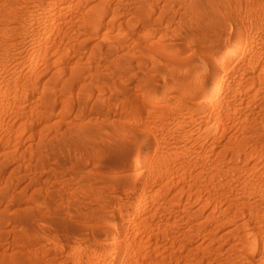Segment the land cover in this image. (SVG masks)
Masks as SVG:
<instances>
[{
  "label": "rangeland",
  "instance_id": "obj_1",
  "mask_svg": "<svg viewBox=\"0 0 264 264\" xmlns=\"http://www.w3.org/2000/svg\"><path fill=\"white\" fill-rule=\"evenodd\" d=\"M167 2L151 27L171 55L89 41L63 65L88 84L67 100L54 46L20 80L55 95L0 93L16 91L0 105V264H252L253 246L264 264V0ZM233 37L242 75L197 86ZM3 43L10 76L28 49Z\"/></svg>",
  "mask_w": 264,
  "mask_h": 264
},
{
  "label": "bare ground",
  "instance_id": "obj_2",
  "mask_svg": "<svg viewBox=\"0 0 264 264\" xmlns=\"http://www.w3.org/2000/svg\"><path fill=\"white\" fill-rule=\"evenodd\" d=\"M160 2L161 0H0V41L4 42L2 46L8 53L17 42L24 45L26 43L28 49V52L24 49L14 59L12 75H0V93L11 79L16 90L24 91V95L32 94L38 86L43 85L44 88L50 83L46 81L42 84L29 85L21 81L20 76L30 68L26 58H37L39 54L44 53L43 59L46 60L49 49H53L54 46L61 51L53 62L59 64L60 69L54 73L51 84L61 85L59 92L67 93L64 98L67 100L73 95L71 92L73 83L78 84L77 89L81 91L87 90L88 84L84 76L76 83L80 72L78 66L69 71L68 78L64 77L67 68L63 65L70 55H76L77 50L85 47L89 41L93 43L94 49H99L102 44L108 45L113 54H117L118 50L128 53L132 49H143L146 58L157 57V53L171 55L169 47L152 35V24L158 23L161 13L168 4L167 0L162 4ZM122 3L128 5L126 11L119 10ZM157 11L159 15H155ZM207 11L215 14L217 8L211 3ZM135 27H139L140 31L133 32ZM234 39L235 37L228 41L220 57L216 58L214 51L206 50L210 55H206L203 60L206 69L204 65H199L196 74L208 73L210 77L195 79L194 83L197 86L203 88L211 86L216 78H220L223 84L228 86L234 74L242 75L244 70L239 64L247 57V53L240 39L237 41ZM224 56L228 63L222 62ZM48 86L43 92H47V96L50 93L55 95V91L48 90ZM15 93L16 91L13 95H7L5 99L0 98V105L10 104ZM197 124L199 127H205L200 119L197 120ZM193 142L197 143V140L193 139ZM176 148L177 144L173 143L169 149ZM119 170L115 168L110 172L119 173ZM252 254L258 258L262 255L255 246L252 247ZM258 258L253 260L252 264H259Z\"/></svg>",
  "mask_w": 264,
  "mask_h": 264
}]
</instances>
